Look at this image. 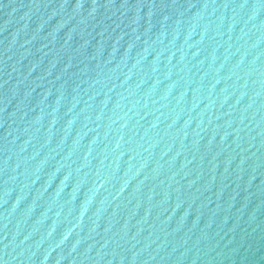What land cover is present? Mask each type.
<instances>
[{"label": "water", "instance_id": "1", "mask_svg": "<svg viewBox=\"0 0 264 264\" xmlns=\"http://www.w3.org/2000/svg\"><path fill=\"white\" fill-rule=\"evenodd\" d=\"M0 264H264V0H0Z\"/></svg>", "mask_w": 264, "mask_h": 264}]
</instances>
